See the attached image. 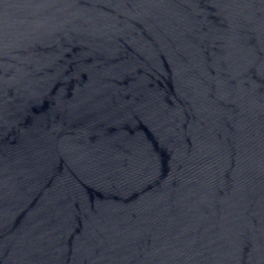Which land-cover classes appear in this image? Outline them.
Instances as JSON below:
<instances>
[{
    "label": "water",
    "instance_id": "95a60500",
    "mask_svg": "<svg viewBox=\"0 0 264 264\" xmlns=\"http://www.w3.org/2000/svg\"><path fill=\"white\" fill-rule=\"evenodd\" d=\"M0 264H264V0H0Z\"/></svg>",
    "mask_w": 264,
    "mask_h": 264
}]
</instances>
